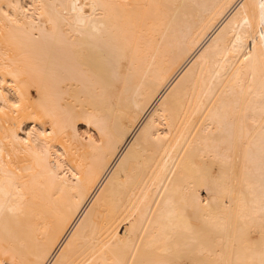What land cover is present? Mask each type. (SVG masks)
I'll return each instance as SVG.
<instances>
[{
	"label": "bare ground",
	"instance_id": "bare-ground-1",
	"mask_svg": "<svg viewBox=\"0 0 264 264\" xmlns=\"http://www.w3.org/2000/svg\"><path fill=\"white\" fill-rule=\"evenodd\" d=\"M0 264H264V0H0Z\"/></svg>",
	"mask_w": 264,
	"mask_h": 264
}]
</instances>
